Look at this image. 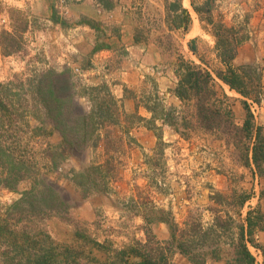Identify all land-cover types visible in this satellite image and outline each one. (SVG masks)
<instances>
[{
    "label": "rangeland",
    "instance_id": "374dc122",
    "mask_svg": "<svg viewBox=\"0 0 264 264\" xmlns=\"http://www.w3.org/2000/svg\"><path fill=\"white\" fill-rule=\"evenodd\" d=\"M171 3L184 5L191 13L188 31L176 28L169 17ZM85 19L97 21L101 32L82 25ZM22 21L27 22L22 49L4 56L0 47V82L9 89L20 115L1 135L32 172L16 191L0 188V214L40 177L71 206L67 217L53 214L37 223L55 243L74 244V224L118 248L145 241L144 220L136 214L145 209L132 206L147 203L149 210L155 205L172 211L181 226L195 218L219 236L205 250L206 264H230L234 253L230 239L232 234L236 237L238 225L246 227L250 211L264 214V174L243 165L245 149L252 142L232 123L242 128L247 113L243 97L215 75L223 66L213 31L217 25L232 28L234 39L242 41L235 67H252V73L261 74L263 94L259 103L249 100V108L255 127H262L264 134V0H0V33L17 34ZM96 45L104 50L93 53ZM183 61L214 75L223 105L232 113L230 121L206 130L197 121L194 102L182 105L176 98L175 71ZM103 85L110 88L121 112L118 125L98 134L109 131L111 142L115 141L111 151L106 155L97 139L98 147L91 144L78 153L69 152L53 168L46 155L61 143L63 134L41 101L48 102L52 91L60 99L73 92L74 112L89 113L96 93L99 97L105 93L86 89ZM160 102L177 110L181 132L161 121L155 123L156 129L148 122L152 113L146 105ZM109 158L117 169L105 180L109 194H86L74 184V172ZM247 195L248 202L239 207L240 197ZM153 231L161 241L170 238L166 224L154 225ZM254 237L257 246L250 250L257 264H264V229H257ZM173 263L190 264L179 253Z\"/></svg>",
    "mask_w": 264,
    "mask_h": 264
},
{
    "label": "trees",
    "instance_id": "16d2710c",
    "mask_svg": "<svg viewBox=\"0 0 264 264\" xmlns=\"http://www.w3.org/2000/svg\"><path fill=\"white\" fill-rule=\"evenodd\" d=\"M168 10L169 17H172L176 28L188 31L191 21L189 11L180 3L169 4ZM195 10L199 12L198 9ZM208 21L213 24V19ZM54 22L61 24L58 17H54ZM81 23L98 33L102 30L100 24L93 19H85ZM22 24L17 34L0 33V47L4 56H11L22 49L21 39L27 30V22L22 21ZM213 35L216 38L218 59L223 66V69L216 71L215 75L232 91L243 97L242 104L247 113L242 128L238 129L232 123L235 131L240 130L245 138L252 142V145H247L245 149L243 165L247 168L253 167L255 171L263 175V129L255 127L249 108V100L259 103L263 94L261 74L260 72L252 73V67H235L234 61L242 41L234 39L232 28L217 25ZM190 48L195 52L194 45H190ZM102 50L104 49L96 45L93 53ZM175 72L178 83L173 91L174 95L182 105L190 101L194 102L197 121L204 129L213 130L220 123L231 120L232 113L224 107L223 100L215 87L214 75L210 71L183 61L179 71ZM68 77L73 88L71 77ZM101 90L105 95L99 97L96 93V98L93 99L96 103L89 113L74 112L77 95L73 92H69L66 97L60 99L55 97V92L52 91L49 92L51 94L49 103L46 100L41 101L48 118L63 134L61 143L57 147H51L46 155L49 160L51 159L53 168L59 163L58 160L66 159L69 152L78 153L91 144L92 147H98L94 143L97 139V142H101L104 146L106 155L111 151L110 143L115 141L111 142L109 131L103 136L98 134L103 129L108 130V126L118 125L121 112L118 101L107 85L86 89L87 92ZM7 92H9L7 86L0 82V188L16 191L19 184L28 178L29 172L32 171L24 167V158L20 159L11 147L5 145L6 141L2 140L1 133L3 134L4 129L13 125L20 116L14 105L15 102L11 100L12 96H9ZM93 95L95 94H92V97ZM145 108L152 113V119L148 122L153 123L155 129L157 128L155 123L161 121L177 132H181L176 109H167L161 102L154 107L146 105ZM119 142L122 143V138ZM116 174L114 159L109 158L104 164L95 163L80 172H74L72 181L86 194L94 192L109 194L111 189L105 180L107 176ZM102 179L104 184L100 183L103 182ZM248 200V195L241 196L238 202L239 207H243ZM142 207L145 213L138 211L136 214L144 220L145 241L134 240L132 244L118 248L109 240L98 241L88 235L87 230L81 225L74 224L76 228L74 244L61 245L55 243L49 232L38 227L37 223L44 220L41 218L46 219L53 214L62 215L65 218L71 206L62 199L52 184L36 177L31 189L22 193L20 199L15 201L4 214H0L1 264H174L173 257L177 253L187 258L190 264L207 263L205 250L211 246L210 242L219 236L216 237L214 232L205 230L195 218L181 226L172 211H161L155 205H152L149 210L147 203L142 205L134 203L132 209L139 210ZM262 220H264V214L260 210L250 211L246 218V227L238 225L236 237L232 234L230 239L234 250L230 264H256V258L250 246H257L254 236L257 229H264L261 227ZM156 224H166L169 227L168 240L158 239L153 231V226ZM96 253L104 254L105 258L101 259Z\"/></svg>",
    "mask_w": 264,
    "mask_h": 264
},
{
    "label": "crops",
    "instance_id": "0c3cea01",
    "mask_svg": "<svg viewBox=\"0 0 264 264\" xmlns=\"http://www.w3.org/2000/svg\"><path fill=\"white\" fill-rule=\"evenodd\" d=\"M182 6H183V8H185L186 10H188L186 6H184V5H182ZM188 11H189V10H188ZM189 13H190V12H189ZM190 14H191V13H190ZM190 16H191V15H190Z\"/></svg>",
    "mask_w": 264,
    "mask_h": 264
},
{
    "label": "built area",
    "instance_id": "2783aa9c",
    "mask_svg": "<svg viewBox=\"0 0 264 264\" xmlns=\"http://www.w3.org/2000/svg\"><path fill=\"white\" fill-rule=\"evenodd\" d=\"M256 264H257V262H256Z\"/></svg>",
    "mask_w": 264,
    "mask_h": 264
}]
</instances>
